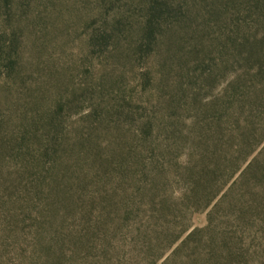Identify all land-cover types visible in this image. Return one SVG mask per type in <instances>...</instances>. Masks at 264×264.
Wrapping results in <instances>:
<instances>
[{
	"label": "trees",
	"instance_id": "1",
	"mask_svg": "<svg viewBox=\"0 0 264 264\" xmlns=\"http://www.w3.org/2000/svg\"><path fill=\"white\" fill-rule=\"evenodd\" d=\"M92 9L102 22L92 40L104 53L153 59L143 79L156 82L148 103L161 106L162 127L153 133L147 117L123 130L120 115L132 109L110 94L75 144L91 153L92 133L115 120L119 149L93 161L100 173L90 186L105 183L76 196L50 173L72 159L60 148L62 101L43 109L40 96L0 95L1 107L30 105L18 121H0V153L15 155L7 179L0 161V264H62L67 240L76 264H121L111 251L141 244L149 264H264V0H96ZM9 48L0 59L10 70L20 56ZM205 209L206 225L194 226ZM134 257L122 264H138Z\"/></svg>",
	"mask_w": 264,
	"mask_h": 264
},
{
	"label": "rangeland",
	"instance_id": "2",
	"mask_svg": "<svg viewBox=\"0 0 264 264\" xmlns=\"http://www.w3.org/2000/svg\"><path fill=\"white\" fill-rule=\"evenodd\" d=\"M95 1L88 0L89 8L86 9L85 0H31L30 5L26 4L27 0H14L10 11L6 7H0V47L3 46L7 52L12 45L20 56L18 64L10 70L6 68V62L0 59V95L5 93L12 96L18 90L21 103L40 96L45 103L43 109L47 106L55 107L59 100L62 101L65 118L61 125L63 140L60 148L72 159H68L69 164L66 162L60 165V171L55 168L50 173L63 176L64 187L77 194L76 196L81 192L92 196L95 187L105 183L102 181L90 186L93 177L100 173L97 167L99 160L109 159L113 150L116 153V148L119 149L120 142H115L113 137L117 131L115 120L104 125L108 130L99 126L92 133L99 147L91 153L90 150L84 151L82 157L77 153L75 144L80 130L89 129L87 120L96 116L99 110L112 105L110 94L115 93L119 97V103L132 109L120 115L119 122L123 130H136L148 122L147 117L149 125L153 124V133L162 127L161 106L153 108L148 103L156 82L147 84L143 79V73L151 70L153 59H118L114 56L115 52L104 53L102 47L95 45L92 35L102 23L98 11L92 9ZM0 108V121L4 113L10 115L11 120L18 121V113L28 110L30 105L20 106L18 102L5 104ZM40 127L42 131L47 130L42 124ZM147 128L149 126L145 129ZM6 130H0V135L6 133ZM95 153L98 154L95 156ZM14 158L15 155L11 152L0 153V161L6 164L8 172L4 171L6 173L3 179L12 175L9 168L13 166ZM93 161L98 162L95 167ZM207 215L208 209L193 214L192 224L199 227L206 225ZM259 233L263 238L264 232ZM120 237L114 242L124 250V247H128V240L123 235ZM259 240L256 239L257 242ZM68 242L63 251L65 255L61 254L62 264H76L80 252L73 253V246ZM130 245L133 249L132 241ZM47 250L50 251V247ZM142 250L145 248L141 244L138 251H122L118 254L111 251V254L115 263L116 257L123 263L133 255L138 264H149L142 259ZM156 252L153 261L159 254V251ZM86 254L84 251L82 255ZM56 257V250H52L51 258Z\"/></svg>",
	"mask_w": 264,
	"mask_h": 264
}]
</instances>
